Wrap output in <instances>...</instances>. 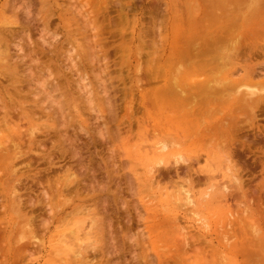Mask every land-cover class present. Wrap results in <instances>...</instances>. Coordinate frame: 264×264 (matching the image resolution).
<instances>
[{"label":"rangeland","instance_id":"1","mask_svg":"<svg viewBox=\"0 0 264 264\" xmlns=\"http://www.w3.org/2000/svg\"><path fill=\"white\" fill-rule=\"evenodd\" d=\"M58 1L59 4L63 5L64 9L70 8L67 6L68 4H73L75 7L78 6L77 2H74L73 0V2L70 0ZM86 1L90 2V4L95 7L104 8L98 15L99 29L96 26V31H101L100 41L103 44H107V56L109 55L107 59L111 61L107 60L110 64L109 68L111 67L109 69V75L112 76V79H110L108 84L112 83L114 85L113 87L111 84L110 93L112 94L111 97L114 102L113 106L116 107V114H114V116L112 115L114 122L109 123V126L105 125V121L108 120L106 118L110 117L108 116L109 106L103 102L102 104H94L93 106L87 105L81 91H78L75 87L77 75L75 73L73 75V72L66 70L71 66V64H69L70 61L67 60L68 56L77 57L76 49L81 51L80 46L85 48L87 44L81 35L80 37L79 35L76 37L75 22L71 21L66 23L65 26L62 23L59 24L57 17H53L51 19L53 24L48 30H45L43 24H37V29L33 30L31 33V38L33 37L32 40L34 42L32 40L29 41L26 36L24 37L25 33L24 35L23 33H20L19 40H12L10 43L9 41L11 40L5 41L0 37V61L3 60L8 53L5 51L6 47L8 50L10 48V50H12L11 53L15 54L13 45L15 43H21L24 39H27L25 40L26 42L21 43L23 44V47H31L32 50L37 51V54L40 53V55H37L39 56L38 59H40V62L48 64V70H52L53 73H56L59 69L62 71V74L65 72V76L68 78L71 77V79L74 76L73 80L75 81L71 80L72 82H75L73 83L74 85L72 89L74 97H77L79 100L78 102L64 103L63 110L65 116L62 115L63 118L55 113V108L57 107L56 104L54 106H45L46 109L43 110L37 109V106H33L34 101L44 97V94L42 93L41 88H39L40 85L37 84L39 82L35 83L37 85L34 84L35 89H33V91L36 90L38 95L42 93L40 96L35 93L31 94L26 92L22 94L25 95V97L18 96L19 98H16V101L20 100L24 102L22 106H7L12 119L10 123L18 130V133H10L9 131L11 130L6 125H4L6 126L4 127L5 130L2 131L4 128L1 123L4 121V112L1 111V109L4 106H1L0 102V125L2 128L0 130V155H4L3 153L6 151V147L9 149L11 148V140L21 144L20 138L25 142V144H22L21 146L26 150V144L29 140L28 136L30 130L33 128L31 126L42 128V131H44L37 133V138L35 139L37 144L34 146V151L29 152L26 150L27 153L24 156H20L21 158L19 157V160L14 161L13 159H10L7 161L6 165L0 163V264H64V261L60 260V258L66 260L69 258L63 255V249L60 247L61 245H59V243H61V239L65 233L67 235L69 234L70 228L72 227L71 223H73L74 219H81L79 217H84L81 214H79L80 216L77 215V217L72 213V208L70 206L68 208L64 205H69L70 198L73 199L77 205V203H80L77 202V195L80 196V194H82V197L87 195V193L84 195L83 191H80L81 193H79L80 188V190H83V187L85 189V185L83 186V184L86 183H83L82 181V178H84L82 177L83 173L79 172L80 169L77 167V158H74L73 156L74 154H81V156H84L82 158L88 159L86 160V162H88L90 155H93L94 158L96 156L95 154L108 158L112 153L115 155V159L113 160L114 163L116 160L117 164L115 165L118 169L112 167L111 170H114L113 172L117 173L119 166L120 168L122 166V170L120 169L122 172L117 173L120 174V177L115 174L113 182L111 181L110 187L112 194H101L100 189H98L99 192H97L99 194L96 192L95 194H92L93 196H89L91 204L89 206H91L92 209L94 208L92 206H95L96 211H100L99 209L103 205L100 201L102 195H104V199L106 198L107 201L111 199L112 202L110 201V203H112V205L110 206L109 202L107 205L111 208L113 206L114 209H112L113 211L115 210V215L118 213L117 219L119 220V225L116 224L118 221L115 220L116 216L113 215L114 212L111 211L110 213L113 215L112 222L114 221L113 223L116 224L115 226L118 225L116 227L117 230H120L121 227L122 231H117L115 228V230H112L114 227L113 224V227L110 229L115 236L113 235L111 240L113 233L111 236L109 235L111 232L108 230L109 224L107 227L97 223V225L101 227L96 226L94 231L99 230L97 231L99 234L96 236V239L100 240L99 246L101 248L98 250L95 257L96 261L94 260L93 262H98L97 264H150V260L154 259L158 264L159 261L156 259L158 257L159 260L161 259V264H264V108L262 109L264 104L261 106L249 107L251 105L248 103V100L251 98L264 100V36L261 35H264V0H140L134 6V10L130 12L131 14L128 23H126L125 20L122 22L118 20L115 0ZM238 1H240L241 4ZM6 2L7 0H0V29L7 30L13 28L12 30L17 29V31H20L21 29H19L20 27L17 26L16 22L21 19L23 20V14L26 11L24 10V8H26L25 4L23 1H18L16 4L18 10H12L8 9V7L4 8ZM32 2L30 11L34 18H36L42 10H45L42 11V13L56 11V8H44V6L47 5V0H43V2L42 0H32ZM103 2H107V5H103ZM225 2L226 4L224 8ZM212 3H214L215 7H213ZM218 3H223L222 6L219 5L221 6V9L223 8L222 10L220 7H216ZM105 11L109 13L104 19V15L102 14H105ZM68 16L71 17L72 13H69ZM246 18L248 20H246ZM5 24L6 26H4ZM68 25H70L69 29H67ZM123 28L124 30H121ZM202 28H204V30ZM223 28L225 29L223 30ZM40 30H44L43 32L47 35H43V32L41 33ZM54 33L58 36H53ZM88 34V36L91 37L90 39L95 40L96 37L93 31H89ZM73 35H75V37ZM215 37L216 40L218 39L217 41L215 39L213 40ZM260 37L261 39H259ZM20 38H22L23 41H20L22 40ZM75 38H77L78 41H76ZM199 38H203V42H200ZM222 40H225V42ZM238 40H244L247 47L244 46L243 48L248 51L249 49L253 50L254 54L251 55L252 57L247 54L249 52L245 54L240 52V58L237 57V53L240 49L237 45H240L241 43L240 41L238 43ZM47 41L51 42L50 44L55 43L59 45L64 52L72 47L74 51L72 52V55H70L71 53H69V55L62 54L58 63H50L49 59L51 57L50 52L52 46L50 47L51 49L45 47L48 43ZM70 41L73 45H71ZM210 41L220 42V45L224 44L223 46L228 45L224 48H219L221 46H219L218 43L216 49L211 53V58H208L210 61H208L205 56H201L202 53L199 49L200 46L199 48L196 47L201 43L204 49L205 46L209 45L205 42ZM41 42H45L43 48L42 45H40ZM226 42L227 44L225 45ZM229 43L231 45H229ZM50 44L48 43L49 46ZM193 45L196 46L193 47ZM4 46L6 47L3 48ZM25 47L23 53L29 54L30 51L28 52V48L25 49ZM66 47L68 49H66ZM222 49L223 51H221ZM98 50L99 49H97V51ZM3 53L6 55H2ZM23 53L21 52V54ZM45 54H49L48 56L50 57L48 58ZM97 54L98 62H96L95 67L92 69L87 68L88 79L93 86L97 85V78L95 79L96 76L93 75L97 72L100 73V65L101 68L104 67V63H102V61L101 63L99 62V53ZM223 54V58L227 55L226 58L228 57L231 61L229 59L224 60L227 62L223 64H226V66L222 69V64L220 63L223 60L217 61V59L222 58L221 56ZM42 55L45 56V59H43L44 57L41 58ZM195 56H201L200 63L203 64V67H197L192 70L193 62L196 59ZM41 59L43 61H41ZM211 62L212 65L217 66L212 72H210V69L204 68L206 64H211ZM0 64H2V62H0ZM217 64H219V67ZM57 66L60 68H56ZM64 66L66 68H63ZM52 71L48 72L52 73ZM253 71H255V77H252L251 75ZM5 76L6 75L0 74V81L4 84V87H7L6 85H9V82ZM207 80L210 81L212 87L217 86V84L220 83V88L228 82V88L224 94L219 95V93H216L218 101L215 99L204 101L202 100L203 95L195 96L198 99L199 105L200 103L202 104L200 106H216L215 111L204 110L202 114L194 112L190 113V115L188 113L185 114L184 112L177 111L176 113L178 114L173 116L174 113H172V108L174 106H178L179 108L181 106H186L180 99V96L183 95L181 94V91H185L188 95L192 96L190 93L193 92L194 95L196 92H199L197 90L198 85L206 83ZM60 81L62 82V80ZM42 83L43 82H40V84ZM111 87L113 88L111 89ZM93 89L97 90L96 87ZM219 92H221V90H219ZM142 94L148 96V102H145V105L147 104L146 106L153 110V115L151 114V116L148 115L147 111L140 107V102L142 101L141 96H143ZM251 94H254V97H252ZM131 95L132 97L134 96L133 106L136 112V119L127 110V106H130L128 102L132 99ZM222 96H226L228 100H231L228 101L229 105L228 103L226 104L225 101L227 100L225 99L224 101ZM2 97H6V100L9 99L4 94H2ZM63 99V97L61 99L59 98L58 101H63ZM46 101L45 105H49L50 101L47 99ZM156 106L166 108L164 113L167 118L170 119V117H173L172 124H168L163 116V130L160 129V125L156 121L158 118L156 112L159 109H157ZM230 106H234L232 107V111ZM138 107L142 109H139V112H137ZM49 108L51 109V114L47 115V111L50 110ZM27 111L35 112L36 114L32 122L27 119L24 120V115L27 114ZM51 117L53 118V121L52 119L50 120ZM61 120L63 123H68L64 126L66 127L65 131L64 127L62 128L60 125L55 126L54 130L52 129L53 127L50 129H44L46 126L59 124ZM196 123L198 124L199 134L198 132L193 131ZM230 124H234L236 132L237 127L240 125L237 136H239L238 139L240 138L241 140V145L244 146L241 147V145H239V147H236V145H233L230 149L234 153V156H236L234 159L237 161L239 171H241L239 174L242 175H240V180L244 183V185L242 184V188L245 191L246 197L240 192V197L244 199H239L246 205L241 202V209L240 205L238 208V204H240L238 203V195L236 197L237 203L236 199L232 197L221 200L218 197L211 203H207L208 205L205 203L204 206H198L193 209L190 206H184L186 209L182 207L185 209L183 210L180 208L183 201L181 202L178 197H173V199L169 198L171 191H173L172 187L174 185L171 187L173 183L170 184L164 180L165 183L162 182L159 189L157 186L154 187V190L149 188L151 176L148 172L150 165L153 167L155 164L153 161L155 159L156 151L158 148L162 147V145L159 147L158 145L160 143L164 144L166 140L170 141L171 139L168 133L174 134V132L178 130L176 127L178 126V128H181L180 131L185 137V140L187 139L186 147L189 151L184 153L191 156L189 160L197 163L194 166V163L191 162V164H193L192 167L196 168L194 169L198 171L201 177L200 183H203V186H199V188L202 189L195 190L197 198L203 196L205 193L210 194L211 192L209 191L212 189L211 187H214L212 186L213 184L216 185V189L214 190L213 188L211 190H214L212 194H216L217 190H221V192L224 191V193L228 195V193L233 191V185L236 184L237 186L239 182L235 179L237 182L234 184L235 180L231 179L232 175L228 173V168L224 169V167H227L228 165V163L224 164V162L227 160L226 154L229 153V142L234 140V134L232 135V133L234 132L236 136V132L235 130H231ZM43 125L46 126L44 127ZM79 125L82 127L83 132H81L82 130L79 132V129L75 130L80 127ZM90 125L91 127L93 125V127L91 128ZM104 125L109 127V130L111 129L110 133L114 136V138L111 139L112 142H106L109 136L106 131L107 128L105 130ZM72 127H74V129ZM59 128L60 130H58ZM100 128H102L101 131L103 130L102 133L105 135L106 139L104 138V141L106 144L101 141V138L103 137H100L98 133L99 131H97L100 130ZM90 130H92L93 133L95 132L94 135L97 138L92 135L93 133ZM86 131L88 132L87 134H90L91 136L88 135L85 137ZM96 132L98 134H96ZM70 136L71 138H69ZM75 137L80 139L79 143L77 139H74L75 141L73 140L74 143L77 141L79 147L72 145L73 141L72 143L68 142ZM95 138L96 140L99 138L98 142L101 141L104 147L108 145L107 147L109 150L107 151V147H102L100 145L101 142L98 143ZM92 140L93 145L91 143ZM248 140L250 141L249 144H252L251 142H256L255 145H253L254 143L250 145L249 150V144H246V141ZM81 141L84 143L82 144ZM182 141L183 140H180L177 144L181 145ZM234 144H236V142ZM246 145L247 147H245ZM39 146L43 149L41 150ZM99 146H101L100 149L95 150V148H98ZM79 148H81L82 151L79 150ZM235 148H238V150ZM83 151H85V153ZM96 151L97 153H95ZM72 152L74 153L72 154ZM70 155L73 156L71 157ZM99 158L100 157L98 156V158H96L97 160L95 159L97 164H101V162L98 163V160L101 161ZM171 158L172 157L168 160L171 163L170 166H172V163L174 162ZM28 162L31 165H28L29 168L27 167ZM51 162L53 165H51ZM114 163H112V166ZM164 165L165 163H163V166ZM102 166V169H105V165L102 164ZM170 166L169 168H171ZM77 170L78 172H76ZM97 170H99V168ZM164 170L165 167L161 171ZM104 171L105 170L98 172L102 174ZM208 172L215 175L213 176V179L208 180ZM99 173H97L100 177H98L99 180L101 179V181L107 183V181H105L107 176H104L105 180H103V175L106 174L103 173L101 176ZM36 175L38 177L41 176L40 178L46 175L50 176V184L53 185V187L57 186L55 188L52 187L53 190L55 191L58 188V183H60V189L63 190L62 194L58 192L53 194V190L50 191L51 199L49 200L52 202L54 199V203H57L56 206H54L55 211L53 212V215L52 213H48L47 210L45 211L47 212L46 214L43 213L44 206H42L43 209H41V205H38L40 201H43V196L41 194L42 187H38L39 184L37 183L39 181L36 180ZM72 175L73 178H75V175L78 177V181H74L75 183L77 182V186L76 184H73L75 186H72L70 183L72 190L76 189L75 187L78 188L73 190V192L75 191L74 198L72 190H68L69 184L67 183L68 185L65 186V183L69 180L70 176L72 177ZM123 175L128 176V179L130 178L133 192L130 191L132 192L131 194L124 188V191L127 194L125 197H122L120 202H117L118 190L117 187L115 188L113 186L114 183L116 185L118 180L122 181V183L125 182L124 178H122L124 177ZM115 179L118 180L116 181ZM78 182L80 185L83 183L82 186H80ZM55 183L56 185H54ZM225 183L228 185L227 187L232 188L228 193L226 185L225 189L221 187V185ZM154 184L156 185V183ZM245 186H247L246 189L244 188ZM65 187H67V189ZM236 189L238 191V186ZM251 191L253 195L251 194ZM30 194V197L34 198L31 202H36V204H33L35 208L32 207L33 205L31 202V204L29 203L30 206L32 205L31 207L27 204L29 202L28 199L31 200L29 197ZM172 194L174 195L173 192ZM249 194L250 196H248ZM211 196L213 197V195ZM206 198L208 199L210 196L208 195ZM121 202L125 204V210L122 209L124 205L122 206L123 203L121 204ZM26 204L28 206H26ZM206 206L207 208H203ZM245 206L248 208L247 211ZM134 207L135 209L137 208L136 210L139 213L138 216L140 218L137 217L138 219L136 218L137 215L134 212ZM36 209H38L37 212L39 211L38 214ZM123 210L124 212L126 211L125 213L128 211L127 215L130 214L133 217H131L132 220L130 221L133 227L130 225L129 228L132 227V229H128V231V221H126L127 215L125 217ZM33 211H35V213ZM189 211H191V213ZM248 212L249 214H247ZM42 214H44V216ZM192 214L200 215L198 217L196 216V219L193 220L195 217L192 216ZM37 216H41V218ZM42 217H44L43 221L49 220L50 217L67 218L66 223L67 225L69 224V227H62L63 223H61L60 227L62 228L56 229L53 227L49 231L42 228L43 226L40 224L41 229H39L38 225L40 222L42 223ZM104 217L106 218V216ZM101 218H103L102 215H100V219ZM89 219L90 218L87 217L83 229H85V226H89ZM127 219L130 220V216ZM138 220L140 224H135V221L137 222ZM121 221L127 222H124L125 225H127L125 230L122 229L125 225L124 223L121 224ZM201 223H204L203 226L205 225V227H208H206V229L205 227L203 228ZM233 225L234 228L232 230ZM254 225L256 228L253 230ZM248 227H251L252 230ZM256 229L259 230L256 231ZM62 232L64 233L62 234ZM257 232L260 236L256 234ZM229 234H231V240L229 239V241H231L229 242L230 244L226 243L228 241L227 238H230ZM133 235L134 237L132 240L131 237ZM126 236L129 237L127 238ZM253 236H256V238ZM37 239H39V242ZM225 239L227 240L225 241ZM111 243L112 245H109ZM117 245L118 247H116ZM107 247L108 249H106ZM112 247L114 248L112 249ZM110 250L112 251L111 257L109 255ZM113 250H117V252L115 251L117 254H114ZM179 258L181 262L179 261ZM197 261L199 263H197Z\"/></svg>","mask_w":264,"mask_h":264},{"label":"bare ground","instance_id":"2","mask_svg":"<svg viewBox=\"0 0 264 264\" xmlns=\"http://www.w3.org/2000/svg\"><path fill=\"white\" fill-rule=\"evenodd\" d=\"M18 1H23L24 2V4H25V7L26 8H24V10H26L25 12H24V14H23V20L21 19V20H19V21H17L16 22V24H17V26L18 27H20L19 29H21L20 31H17V29L15 30H12V29H7V30H2V29H0V37H2L5 41H9V40H11V41H9V43L10 42H12V40L13 41H17V39L20 37L19 36V34L20 33H23V35H24V33H25V35H24V37L26 36L27 37V39L29 40V41H31L32 40V38H31V33H32V31L33 30H35V29H37V24H43V26H44V28H45V30L47 29H50L49 27H51V25L53 24L52 23V21H51V19L53 18V17H57V19H58V21H59V24H63V25H65L66 26V23H69V22H75V25H76V31H75V35H76V37H77V35H79V37H80V35H81V37H83V39H85V42L87 43L86 44V47L85 48H82L83 46H80L81 47V51H79L78 49H76L77 50V57H72V56H68V61H70L69 62V64H71V66H70V68L69 69H66V70H68V71H71V72H73V75H74V73L77 75L76 76V85H75V87L77 88V90L78 91H81V94L83 95V98H85V103L87 104V105H90V106H93L94 104H102V102L104 103V104H106V105H108L109 107H108V111H109V114H108V116H110L109 118H106V119H108L107 121H105V125L106 126H109V123H112V122H114L113 121V116H114V114H116L115 113V110H116V107L115 106H113L114 105V102H113V100H112V97H111V93H110V86H111V84H108L109 82H110V79H112V76L111 75H109V69L111 68H109V66H110V64L108 63V61H110L109 59H107V57L109 56H107V53H108V50L106 49V46H107V44H103L101 41H100V38H101V31L100 30H97L96 31V26L98 27V15H99V13H100V11H102V9H104V8H98V7H95V6H93L92 4H90V2H88V1H86V0H83V1H78V0H73L74 2H77V4H78V6H74L73 4H68L67 6H69L70 8H65L64 9V7H63V5H61V4H59L58 2V0H51V1H48L47 0V5H43L44 6V8L45 7H47V8H56V11L55 12H51V13H49V12H45V13H42V11H45V10H42L41 11V13H39L38 15H37V17L36 18H34V17H32V15H31V11H30V7H31V4L33 3L32 2V0H7V2H6V4H5V7L4 8H7L8 7V9H14V10H18V7H16V4H17V2ZM70 1H72V0H70ZM72 1V2H73ZM84 1H86V2H84ZM140 0H115L114 2H115V4H116V12H117V16H118V20H120L121 22L122 21H124L125 20V22L126 23H128V21H129V16H130V12L132 11V10H134V6L139 2ZM232 1V0H231ZM241 1H243V0H241ZM13 2V3H12ZM42 2H43V0H42ZM235 2V1H234ZM239 3H240V1H238ZM52 3V4H51ZM213 4V7H215L214 6V3H212ZM217 4V3H216ZM222 4L223 3H218V5L216 6L217 8H219L220 7V9H221V6H222ZM225 4H226V2L224 3V8H225ZM231 4V3H230ZM241 4V3H240ZM53 5V6H52ZM103 5H107V2H103ZM219 5H221V6H219ZM22 7V6H21ZM223 9V8H222ZM221 9V10H222ZM10 13H11V11H10ZM69 13H72V16L71 17H69L68 16V14ZM108 13L109 12H107V11H105V14H102V15H104V19H105V17H106V15H108ZM253 15V14H252ZM35 16V15H34ZM260 18V17H259ZM246 20H248L247 18H246ZM54 22V21H53ZM9 24V23H8ZM4 26H6V24L4 25ZM15 26V25H14ZM13 26V27H14ZM261 26V25H260ZM8 27V26H7ZM69 27H70V25H68V28L67 29H69ZM43 28V27H42ZM43 28V29H44ZM66 29V30H67ZM98 29H99V27H98ZM203 30H204V28H202ZM225 28H223V30H224ZM42 30V29H41ZM40 30V32L42 33L43 31H41ZM121 30H124V28L123 29H121ZM200 30V29H199ZM89 31H93L94 33H95V37H93V38H95V40L93 41L92 39H90L91 37H89L88 35V33H89ZM206 31V30H205ZM73 32H74V30H73ZM123 32V31H122ZM40 33V34H41ZM225 33V32H224ZM45 34V36L47 35L46 33H44L43 32V35ZM42 35V34H41ZM75 35H73L74 37H75ZM262 36H264L263 34H261ZM53 36H58V35H55V33H54V35ZM52 36V37H53ZM222 36V35H221ZM40 37H43V36H40ZM73 37V38H74ZM219 37V36H218ZM224 37V36H223ZM223 37H222V39H223ZM229 37V36H228ZM29 38H31V39H29ZM54 38V37H53ZM57 38V37H56ZM69 38V37H68ZM221 38V37H220ZM227 38V37H226ZM246 38H247V36H246ZM20 39H22V38H20ZM27 39H24V41H23V39L22 40H20V41H23V42H21V43H24V42H26L25 40H27ZM45 39V38H44ZM43 39V40H44ZM70 39V38H69ZM216 40V37L215 38H213V40ZM259 39H261V37L259 38ZM19 40V39H18ZM42 40V39H41ZM75 40L76 41H78V39L77 38H75ZM97 40V41H96ZM199 40H200V42H203V38H199ZM198 40V41H199ZM218 40V39H217ZM216 40V41H217ZM228 40V39H227ZM251 40H253V39H251ZM33 41V40H32ZM45 41V40H44ZM53 41V40H52ZM72 41V40H71ZM71 41H70V43H71ZM222 41H224L225 42V40H222ZM237 41V40H236ZM239 41L240 40H238V43H239ZM34 42V41H33ZM43 42V41H42ZM41 42V44L40 45H42V48L44 47L43 45H45L44 43H42ZM48 42V41H47ZM66 42V41H65ZM64 42V43H65ZM68 42V41H67ZM75 42V41H74ZM220 42H221V40H220ZM220 42H213V41H210V42H205V43H208L209 45L208 46H205V48L203 49V45H201V43H199V45H197V47L196 48H199V46H200V50H201V56L202 57H206V59L208 60V61H210L208 58H211L210 56H211V53H212V51L214 50V49H216V46H218V43H219V46H221V47H219V48H224V47H226L228 44H227V42L225 43V45L226 46H223L224 44H221L220 45ZM241 43H240V45L238 44L237 45V47H240V49H239V51H238V53H237V57H239V56H241V55H239L240 54V52H243L244 54L245 53H247V52H249V53H247L249 56H251V55H253L254 54V52H253V50H250L249 48V51L248 50H246L245 48H243L244 46L245 47H247V45H245V43H244V40H242V41H240ZM21 43H15L14 45H13V47H14V53L15 54H13V53H11L12 52V50H10V48H9V50H8V48L6 47V46H4L3 48H5L6 47V49H5V51L6 52H8L7 53V55L6 54H2V55H6L4 58H3V60H1L0 62H2V64H0V74L1 75H6L5 77L7 78V80H8V82H9V85H6L7 87H4V84L0 81V102H1V106H4L2 109H1V111H3L4 112V121H2L3 123H1V121H0V123L1 124H3V128L4 127H9V129L11 130V131H9L10 133H18V130L17 129H15V127L14 126H12V124L10 123V121H12V119H11V114H10V111H9V109H8V107L7 106H22V104L24 103V102H22V101H16L17 99L16 98H19L20 96H24L25 97V95H22V94H24V93H26V92H29V93H35L36 95H38V93L36 92V90H34L33 91V89H35V87H34V84L35 83H37V82H39V83H37L38 85H40L39 86V88H41V90H42V93L44 94V97H42V98H40V99H36V101H34V105L33 106H37L38 108L37 109H46L45 108V106H54L55 104L57 105V107L55 108V113H57L60 117H62V115H64L65 116V114H64V110H63V107H64V103L65 102H70V103H73V102H78L79 100L77 99V97H74V92H73V89H72V87H73V83H75V82H72L71 80H73L74 78V76L72 77V79H71V77L70 78H68V77H66L65 76V72H64V74H62V71H60L59 69V71L57 70V72L54 74L53 73V71L52 70H48L49 69V66H48V64H45V63H43V62H40V59H38V57L39 56H37L38 54L40 55V53H38L37 54V51L36 50H32V48L31 47H25V49L26 48H28L27 49V51L29 52V54H27V53H23L24 52V47H23V44H21ZM36 43V42H35ZM49 44L51 43V42H48ZM48 43H47V45H45V47H48L49 49H51L52 48V50H51V57L50 56H48L49 54H45V56H48V58L50 57V63H58L59 62V58L62 56V54L64 55H69V53H71L70 55H72V52L74 51V49H73V47L71 48V49H69L68 51L66 50V52H64V51H62V47H60L59 45H57V44H55V43H53V44H50V46L48 45ZM69 43V44H70ZM79 43V42H78ZM91 43V44H90ZM5 44V43H4ZM68 44V43H67ZM203 44V43H202ZM234 44V43H233ZM236 44H237V42H236ZM5 45H7V44H5ZM39 45V46H40ZM71 45H73V43H71ZM158 45V44H157ZM229 45H231L230 43H229ZM235 45V44H234ZM10 46H11V44H10ZM29 46H32V45H29ZM52 46V47H51ZM196 45H193V47H195ZM263 46V45H262ZM51 47V48H50ZM159 47V46H158ZM235 47V46H234ZM233 47V48H234ZM31 48V49H30ZM48 48H46V49H48ZM156 48H157V46H156ZM155 48V49H156ZM251 48V47H250ZM35 49H36V47H35ZM38 49V48H37ZM45 49V50H46ZM48 49V50H49ZM66 49H68L67 47H66ZM97 49H99L98 51H97ZM123 49V48H122ZM122 49H121V51H122ZM218 49V48H217ZM227 49V48H226ZM261 49V48H260ZM228 50H230V49H228ZM234 50V49H233ZM262 50V49H261ZM17 51V52H16ZM41 51V50H40ZM152 51V50H151ZM150 51V52H151ZM221 51H223V49L221 50ZM224 51L226 52V50L224 49ZM5 52V53H6ZM18 52H20V53H18ZM21 52L23 53V54H21ZM42 52V51H41ZM82 52V53H81ZM97 53H99V55H100V57H99V62L101 63V61H102V63H104V67L103 68H101V65H100V73L99 72H97V73H99V74H97L96 72V74H94L93 76H96L95 77V79L97 80V85L96 86H93L92 85V83L89 81V79H88V73H87V68H90V69H92V68H94L95 67V64H96V62H98V54ZM224 53V52H223ZM259 53V52H258ZM34 54V55H33ZM43 54V53H42ZM156 54V53H155ZM225 54V53H224ZM224 54L221 56L222 58H220V59H217V61H221V60H223L220 64H222L221 66H222V69L224 68V66H226V64L225 65H223L225 62H227V61H224V60H227V59H229L228 57L226 58V56H225V58H223V56H224ZM228 54V53H227ZM1 55V56H2ZM262 55V54H261ZM45 56H41V58H43V59H45ZM201 56H195V61L193 62V68H191L192 70H194V68H197V67H203V64H201L200 62V57ZM228 56H230V55H228ZM256 56V55H255ZM37 57V58H36ZM252 57V56H251ZM260 57V56H259ZM240 58V57H239ZM247 58H249V57H247ZM2 59V58H1ZM78 59H79V61H78ZM234 59V58H233ZM254 59V58H253ZM66 60V61H67ZM108 60V61H107ZM230 60V59H229ZM41 61H43L42 59H41ZM231 61V60H230ZM235 61H237V60H235ZM247 61V60H246ZM37 62H39V63H37ZM45 62V61H44ZM47 62V61H46ZM111 62V61H110ZM48 63V62H47ZM232 63V62H231ZM69 64H68V66H69ZM99 64V63H98ZM233 64V63H232ZM218 65V67H219V64H217ZM263 65V64H262ZM262 65H261V67H262ZM55 66V65H54ZM62 67V66H61ZM215 67H217V66H214V65H212V62H211V64H206L205 66H204V68H206V69H210V72H212L214 69H215ZM56 68H60V67H56ZM63 68H66L65 66L63 67ZM68 68V67H67ZM65 70V69H64ZM65 70V71H66ZM99 70V69H98ZM48 71H52V73L51 72H48ZM67 73V72H66ZM263 73V72H262ZM92 74V73H91ZM259 74V73H258ZM257 74V75H258ZM72 75V74H71ZM159 75V74H158ZM251 75H252V77H255V71H253L252 73H251ZM256 75V76H257ZM78 78V79H77ZM57 79V80H56ZM94 79V78H93ZM94 79V80H95ZM60 80H62V82L60 81ZM73 81H75V80H73ZM40 82H43L42 84H40ZM93 82V81H92ZM96 83V82H95ZM37 84H35V85H37ZM220 84V83H219ZM219 84H217V86H214V87H212L211 85H210V81L209 80H207L206 81V83H204V84H199L198 85V87H197V90L199 91V92H202V93H199V92H196L194 95H193V92H191L190 94L192 95V96H190V95H188L185 91H181V94H183V95H181L180 96V99L183 101V103L186 105V106H181L180 108L178 107V106H174L173 108H172V113H174L173 114V116L175 115V114H178V113H176L177 111H180V112H184L185 114L186 113H188L189 115H190V113H194V112H198V113H201L202 114V112L204 111V110H210V111H215V108H216V106H200V105H202L201 103H200V105H199V103H198V99H197V97H195V96H197V95H203L202 96V100H204V101H208V100H213V99H215L216 101H218L217 100V98L218 97H216V93H219V95H222V94H224L225 92H226V90H227V88H228V82L226 83V85H222L221 87L222 88H220L219 87ZM223 84H225V83H223ZM113 85V84H112ZM176 85V84H175ZM221 85V84H220ZM94 87H96L97 88V90H94L93 88ZM113 87H114V85H113ZM113 87H111V89L113 88ZM216 87V88H215ZM9 88V89H8ZM217 88H219V89H217ZM219 90H221V92H219ZM41 93V94H42ZM2 94H4L5 96H7V98H9L8 100H6L5 98H3L2 97ZM41 94H39L38 96H40ZM143 95V94H142ZM19 96V97H18ZM137 96V95H136ZM251 96L252 97H254V94H251ZM21 97V98H22ZM27 97V96H26ZM64 98L63 99V101H58V99L60 98ZM134 97V96H133ZM133 97H132V95H131V101L130 102H128L129 104H130V106H127L128 108H127V110L130 112V114L132 115V116H134V118H135V108H134V106H133ZM142 98H141V102H140V107H142V109H144L145 111H147V113H148V115H150L151 116V114L153 115V110L152 109H149L146 105H145V102H148L147 100V95H143V96H141ZM223 97V100L225 101V99L227 100V101H225L226 102V104L228 103V101H231V100H228L227 99V97L226 96H222ZM56 98V99H55ZM46 99L47 100H49L50 101V103H51V105H50V103H49V105H45V103L47 102L46 101ZM222 99V98H221ZM123 100V99H122ZM150 100V99H149ZM220 100V99H219ZM117 101V100H116ZM192 101H193V103H192ZM264 100H262V99H258V98H256V99H254V98H251V99H249L248 100V103L251 105V106H249V107H252V106H261V105H263L264 104V102H263ZM116 103V102H115ZM197 103V104H196ZM33 104V103H32ZM61 104V105H60ZM135 104V103H134ZM138 104V103H137ZM136 105V104H135ZM139 105V104H138ZM189 105H191V106H189ZM195 105H199V106H195ZM228 105H229V103H228ZM32 106V105H31ZM231 107V111H232V107H234V106H230ZM240 107H243V106H240ZM34 108H36V107H34ZM50 108H54V107H50ZM49 108V109H50ZM156 108L158 109V111L156 112V116L158 117L157 119H156V121H157V123L160 125V129L161 130H163L164 128H163V126H164V124H163V121H164V119H163V116L165 117V119L167 120V123L168 124H172V122H173V120H172V118L173 117H170V119L169 118H167V116L165 115V113H164V111H166V108L165 107H157L156 106ZM264 107L262 106V109H263ZM139 107H138V109H137V112H139ZM142 109H140V110H142ZM220 109V108H219ZM47 115H50L51 114V109L49 110V111H47ZM208 114V113H207ZM214 114H215V112H214ZM220 114H221V110H220ZM254 114V113H253ZM35 112H28L27 111V114H25L24 115V120H28V121H30V122H32L33 121V119L35 118ZM113 115V116H112ZM205 115H206V113H205ZM216 115H218V114H216ZM117 116V115H116ZM213 117V116H212ZM247 117V116H246ZM13 118V117H12ZM63 118V117H62ZM133 118V119H134ZM214 118V117H213ZM52 119V121H53V118L51 117L50 118V120ZM105 119V120H106ZM136 119V118H135ZM2 120H3V118H2ZM219 120V119H218ZM247 120V119H246ZM62 121V120H61ZM59 122V124H57V125H55V124H52V125H49V126H44L45 128L44 129H50L51 127H53L52 129L54 130L55 128V126H58V125H60L62 128L66 125V124H68L67 122H64L63 123V121L62 122ZM51 122V121H50ZM86 123V122H85ZM4 125H6V126H4ZM104 125V126H105ZM112 125V124H111ZM80 126V125H79ZM105 126V130H106V128H107V134H108V136H109V138L107 139V141L106 142H112L111 141V139L112 138H114V136L113 135H111V133H110V131H111V129L109 130V127H106ZM31 127H33L31 130H30V133H29V136H28V138H29V140H28V142H27V144H26V150L27 151H29V152H31V151H34V146L37 144L36 143V136H37V133L38 132H44V131H42V128H36V127H34V126H31ZM42 127V126H41ZM81 127V126H80ZM80 127H78V128H76L75 130H78L79 132H80V130H82V127L80 128ZM87 127V126H86ZM90 127H91V125H90ZM92 127H93V125H92ZM91 127V128H92ZM97 127H99V126H97ZM103 127V126H102ZM177 127V131L176 132H174V134H170V133H168L169 134V136H170V141H165L164 142V144H159L158 145V147L160 146V145H162V147H160V148H158L157 149V151H156V154H155V159H154V161L153 162H155V164L153 165V167H152V165H150V169H149V172L148 173H150V176H151V179H150V184H149V188L151 189V190H154L155 188L154 187H156L157 186V188L159 189L160 187V184L162 183V182H164V180H166L168 183H173L172 185H171V187H172V190L173 191H171V195H170V197L169 198H172L173 199V197H175V198H179L180 200H181V202L183 201V204L181 205V207H180V205H179V207L180 208H182V207H184V206H190V207H192V209L193 208H195V207H198V206H204L205 205V203L207 204V203H211L212 201H214V199L215 198H218L219 197V199L221 200V199H227L228 197H232V198H235L236 199V197L238 198V200L240 201V199L242 198V197H240L241 195H240V192H241V194L243 193V196L244 197H246V194H245V191L243 190V188H242V186L244 185V183H242L241 182V180H240V175L241 174H239V172L241 173V171H239V166H238V164H237V161H235V159H234V157L236 158V156H234V153L230 150L231 149V147H233V145H236V147L238 146L239 147V145H241V140H240V138L238 139V137L239 136H237L238 135V129H239V127H240V125L237 127V132H236V130H235V128H234V124H230V128H231V130H235V132H236V136H235V133L233 132L232 133V135H233V139L234 140H231L230 142H229V146H228V149H229V155L228 154H226V156H227V160H226V162H224V164H227L228 163V165H227V167H224V169H226V168H228L227 169V171H228V173L229 174H231L232 175V178L231 179H236L237 181H239L238 182V184H237V186H238V191H237V186H236V180L234 181V184L235 185H233V191H231L232 190V188H230V187H227L228 185H226V183L225 184H222L221 185V187L222 188H224L225 189V185H226V187L228 188L227 189V193H228V191L230 192V193H228V195L227 194H225L224 193V191L223 192H221V190H217V193L216 194H212L213 192H214V190L216 189V185H212V186H214V187H211L212 189L214 188V190L213 191H209V192H211L210 194H208V193H205L203 196H201V197H199V198H197V196H196V189H202V188H199V186H203V183H200V180H201V177H200V175H199V173H198V171L197 170H195L193 167H192V165L193 164H191V162L192 163H194V166H195V164H197V163H195L194 161H192V160H189V158L191 157V156H189V155H187L186 153H184V152H188L189 150H188V148L186 147V143H187V139L185 140V137L181 134V128H178V126H176ZM242 127V126H241ZM73 129H74V127H72ZM89 128V127H88ZM90 128V129H91ZM2 128H1V125H0V130H1ZM43 129V130H44ZM65 129H66V127H64V131H65ZM72 129V130H73ZM101 129L102 128H100V130H97V131H99L98 133H99V135H100V137H103V138H101V141H103V143L104 144H106V142L104 141L106 138H105V135L102 133L103 132V130L101 131ZM242 129V128H241ZM3 130H5V128L4 129H2V131ZM58 130H60V128L58 129ZM93 130V129H92ZM92 130H90L92 133H93V131ZM243 130V129H242ZM7 131V130H6ZM96 131V130H95ZM193 131H196V132H198V134H199V128H198V124L196 123L195 124V128H193ZM240 131V130H239ZM5 132V131H4ZM81 132H83V130L81 131ZM3 133V132H2ZM74 133H76V132H74ZM86 133V134H85ZM85 133H83V134H85L86 136L85 137H87L88 135H90V134H87L88 132L86 131ZM95 133V132H94ZM94 133L92 134L94 137H96L95 135H94ZM97 132H96V134H98ZM177 133V134H176ZM59 134H61V133H59ZM65 134V133H64ZM157 134V133H156ZM116 135V134H115ZM62 136H64V135H62ZM67 136V135H66ZM91 136V135H90ZM98 136V135H97ZM107 136V137H108ZM262 136V135H261ZM6 137H7V135H6ZM93 137V138H94ZM69 138H71V136L69 137ZM97 138V137H96ZM96 138H95V140H96ZM105 138V139H104ZM237 138V139H236ZM68 139V138H67ZM74 139H77L76 137L75 138H72V139H70V141H68V142H70V143H72V141L74 140ZM99 139V138H98ZM98 139L96 140L97 142H98ZM103 139V140H102ZM175 139V140H174ZM242 139V138H241ZM20 140H21V144L20 143H16L14 140H11L10 141V145H11V148L9 149L8 147H6L7 149H6V151L3 153L4 155H0V163H2L3 165H6V163H7V161L8 160H10V159H13L14 161L15 160H19L21 157L20 156H24L27 152H26V150H24V147H22L21 145L22 144H25V142H23V139L22 138H20ZM78 140V143L80 142L79 140L80 139H77ZM108 140H110V141H108ZM180 140H183L182 142H181V145L180 144H177V142H180ZM244 140V139H243ZM246 140V139H245ZM7 141V140H6ZM5 141V142H6ZM75 141V140H74ZM74 141H73V143H72V145H76V146H78V143H77V141H76V143H74ZM101 141H99V142H101ZM189 141V140H188ZM95 142V141H94ZM97 142H95V143H97ZM98 142V143H99ZM170 142V143H169ZM236 142V144H234ZM238 142V143H237ZM247 142V143H246ZM245 143L248 145L249 143H250V141L248 140V141H246ZM52 143H53V141H52ZM81 143L83 144L84 142H82L81 141ZM80 143V144H81ZM92 145H93V140H92ZM94 143V144H95ZM102 142H101V146L102 147H104V145H102L103 144ZM253 145H255V143L256 142H251ZM0 144H1V142H0ZM108 144V143H107ZM252 144H249V147H248V150H249V148H250V145H252ZM91 145V144H90ZM91 145V146H92ZM247 145L245 146V147H247ZM259 145H260V143H259ZM81 146V145H80ZM101 146H99L98 148L96 147L95 148V150H98V149H100V147ZM108 146V145H107ZM107 146H105V147H107ZM257 146V145H256ZM38 147V146H37ZM40 148H41V146H39ZM46 147V146H45ZM79 147V146H78ZM88 147V146H87ZM104 147V148H105ZM219 147V146H218ZM222 147V146H221ZM224 147H225V145H224ZM241 147H244L243 145H241ZM60 148V147H59ZM72 148V147H71ZM76 148V147H75ZM74 148V149H75ZM93 148V147H92ZM253 148V147H252ZM251 148V149H252ZM43 148H41V150H42ZM67 149V148H66ZM77 149V148H76ZM84 149V148H83ZM87 149V148H86ZM86 149H85V151H86ZM89 149V148H88ZM224 149V148H223ZM236 149V148H235ZM246 149V148H245ZM72 150V149H71ZM78 150V149H77ZM79 150H81V148H79ZM109 149H108V147H107V151H108ZM236 150H238V148L236 149ZM235 150V151H236ZM60 151V150H59ZM65 151V150H64ZM63 151V152H64ZM67 151V150H66ZM82 151V150H81ZM85 151H83L84 153H85ZM106 151V150H105ZM62 152V151H61ZM114 152V151H113ZM74 152H72V154H73ZM95 153H97V151L95 152ZM1 154V153H0ZM71 154V153H70ZM94 154V153H93ZM186 154V155H185ZM236 154V153H235ZM246 154V153H245ZM19 155V156H18ZM96 156H95V158L93 157V155H90L89 156V161L88 162H86V160H88V159H85V158H82V157H84V156H81V154L79 155V154H74V158H77V167L80 169V173H83L82 175V177H84V178H82V181H83V183H86V184H83L82 182V184H83V186L85 185V189H84V187H83V190H80L79 189V193H81L82 191L84 192L83 194L85 195L86 193H87V195L85 196V197H82V194H80V196L79 195H77V202H80V203H77V205L75 204V201L73 200V199H71L70 198V200H69V205H64V206H66V207H68L69 208V206L72 208V213H74V215H79V214H81V215H83L84 217H79V218H81V219H78V218H76V219H78V220H76V219H74V221H73V223H71V225H72V227L70 228V231H69V234L67 235L66 233L63 235V237H62V239H61V243H59V245H61L60 247L63 249L62 250V252H63V255L64 256H66V257H68L69 259H64V258H60V260H62V261H64V264H97L98 262H93L94 260L96 261V255H97V253H98V250H100V246H99V243H100V240H98V239H96V236L99 234L97 231H99V230H97V231H94V229H95V227L96 226H98L97 225V223L98 224H100V225H104V226H107L108 224V230H109V232L111 231V229L110 228H112L113 227V222H112V216L113 215H115V210L113 211V206H112V208L111 207H108V202L110 203V201H111V199H109V201H107V199L105 200L104 199V195H102V197H101V199H100V201L102 202V207H100V211H96V208H95V206H92V207H94L93 209L91 208V206H89V205H91L90 204V200H89V196L91 197V196H93L92 194L94 193H96L97 191H98V189H100V192H101V194H104V193H110V194H112V192H111V187H110V185H111V181L113 182V178H114V176H115V174H117L118 172L120 173V172H122L121 170H122V166H121V168H120V166H119V170L117 171V173H115V172H113L112 170H111V168L112 167H115V168H117L118 169V167H116V165L115 164H117L116 163V160H115V163H114V160L113 159H115L114 158V154L112 153V155L110 154V156L107 158H105L104 156H102V155H97V154H95ZM109 155V154H108ZM237 155V154H236ZM71 156V155H70ZM71 156V157H72ZM98 156L100 157L99 159H101V161H99L98 160V163L99 162H101V164H97L96 163V161H95V159L96 158H98ZM20 157V158H19ZM170 157H172L171 159H173V165L172 166H170V162L168 161L169 159H170ZM167 159V160H166ZM97 160V159H96ZM54 161V160H53ZM52 161V162H53ZM73 161V160H72ZM219 161V160H218ZM51 162V165H53V163ZM112 163H114L113 164V166H112ZM163 163H165V165L163 166ZM239 163V162H238ZM32 164V163H31ZM97 164V165H96ZM102 164L103 165H105V169H102L103 168V166H102ZM28 165H30V163L28 162V164H27V167H28ZM101 165V166H100ZM200 165V164H199ZM31 166V165H30ZM98 166V167H97ZM161 166H163V167H161ZM169 166L172 168H169ZM101 167V168H100ZM126 167V166H125ZM161 167V168H160ZM165 167V170L164 171H161L163 168ZM221 167V166H220ZM14 168H15V166H14ZM29 168V167H28ZM65 168V167H64ZM76 168V167H75ZM78 168H76V169H78ZM99 168V170H97ZM241 168V167H240ZM73 169H74V167H73ZM215 169V168H214ZM63 170V169H62ZM66 170V169H65ZM69 170V169H68ZM75 170V169H74ZM102 170H105L103 173H105L106 175H103V173L101 174V173H99L98 171H102ZM147 171H148V169H147ZM210 171V170H209ZM214 171V170H213ZM226 171V172H227ZM61 172V171H60ZM67 172V171H66ZM76 172H78V170L76 171ZM162 172V173H161ZM200 172V171H199ZM204 172V171H203ZM50 173V172H49ZM74 173V172H73ZM97 173H99V174H101V176L103 175V180H105L104 178L106 177V180L105 181H107V183H104V181H101V179L99 180V175H97ZM174 173V174H173ZM205 173V172H204ZM209 173V172H208ZM207 173V174H208ZM227 173V174H228ZM23 175V174H22ZM80 175V174H79ZM113 175V176H112ZM119 177H120V174H117ZM116 175V176H117ZM121 175H122V173H121ZM37 176V175H36ZM105 176V177H104ZM124 176V175H123ZM213 176H215V175H212V173L210 174H208L207 175V177H208V180L210 179H213ZM242 176V175H241ZM41 177V176H40ZM40 177H38L37 176V181H39L37 184H39V186L38 187H42V189H41V194H42V196H43V201H40L39 203H38V205H41V209H43L42 208V206H44V211H43V213H47V212H45L46 210L48 211V213H52V215H53V212L55 211V207L54 206H56V202L54 203V199L52 200V202H51V200H49V199H51V194H50V191L51 190H53V188H55V187H57V186H54L53 187V185H51L50 183H51V177L50 176H42V178H40ZM45 177V178H44ZM58 177V176H57ZM99 177V178H98ZM231 177V176H230ZM40 178V179H39ZM53 178V177H52ZM76 178V179H75ZM75 178H73V175H72V177L70 176L69 177V182L67 181L66 183H65V186H67L68 184H69V188H68V190L70 189V190H72L71 189V186H70V183H71V185L72 186H75V185H73V184H76V186H77V182L75 183L74 181H78V177H76V175H75ZM102 178V177H101ZM122 178H124V183H122V181H120V180H116L117 182H116V185H115V183H114V186L113 187H117V202H120V200H122V197H125V195L127 194L125 191H124V188L125 189H127V192H130V191H132L133 192V189H132V187H131V183H130V178L128 179V176H124V177H122ZM71 179V180H70ZM108 179H109V182H108ZM205 179H206V177H205ZM114 180V181H115ZM121 180H123V179H121ZM207 180V181H208ZM36 181V182H37ZM43 181H44V183H43ZM54 181V180H53ZM154 181V182H153ZM45 182H46V185H45ZM143 182V181H142ZM211 182H213V181H211ZM244 182V181H243ZM68 183V184H67ZM79 183V182H78ZM154 183H156V185L154 184ZM165 183V182H164ZM43 184V185H42ZM59 184V186H58V188L54 191H52V192H54L53 194H56V192H58V193H61L62 194V192H63V190H61L60 189V183H58ZM82 184L80 185V183H79V185L80 186H82ZM243 184V185H242ZM54 185H56V183L54 184ZM164 185V184H163ZM223 185H224V187H223ZM23 186V185H22ZM79 186V187H80ZM125 186V187H124ZM235 186V187H234ZM37 187V188H38ZM53 187V188H52ZM143 187V186H142ZM197 187V188H196ZM220 187V186H219ZM246 187L247 186H245L244 188L246 189ZM24 188H25V185H24ZM66 189H67V187H65ZM65 188H64V190H65ZM73 188V187H72ZM76 189H78L77 187H75ZM131 188V189H130ZM229 188H230V190H229ZM234 188H235V190H234ZM29 189V188H28ZM76 189H73V190H76ZM157 189V190H158ZM32 190V189H31ZM67 190V191H68ZM73 190H72V192H73ZM86 192H85V191ZM88 190V191H87ZM207 190V189H206ZM249 190V189H248ZM17 191V190H16ZM15 191V192H16ZM81 191V192H80ZM234 191H235V195H234ZM237 191V192H236ZM71 192V193H72ZM75 192V191H74ZM72 193L74 196H73V198L75 197V193ZM78 192V191H77ZM99 192V191H98ZM97 192V193H98ZM124 192H125V194H124ZM132 192H130L131 194H132ZM145 192V191H144ZM172 192L174 193V195L172 194ZM225 192H226V190H225ZM239 192V193H238ZM254 192V191H253ZM198 193V192H197ZM99 194V193H98ZM109 194V195H110ZM113 194H115V193H113ZM124 194V195H123ZM129 194V193H128ZM130 194V195H131ZM251 194H252V191H251ZM255 194V193H254ZM28 195V194H27ZM83 195V196H84ZM210 196V198H206V196ZM211 195H213V197L211 196ZM253 195V194H252ZM251 195V196H252ZM31 196V194L29 195V197ZM34 196V195H33ZM36 196V195H35ZM42 196H41V198H42ZM200 196V195H199ZM248 196H250V194L248 195ZM17 197V196H16ZM24 197V196H23ZM23 197H21V198H23ZM28 197V198H29ZM55 197V196H54ZM53 197V198H54ZM115 197V196H114ZM151 197V196H150ZM19 198V197H18ZM17 198V199H18ZM31 198V197H30ZM41 198H39V199H41ZM109 198V197H108ZM153 198V197H152ZM240 198V199H239ZM249 198V197H248ZM33 197L31 198V200L30 199H28L29 200V202L27 203V204H29L31 201H33ZM38 199V200H39ZM115 199V198H114ZM242 199H244V198H242ZM257 199H258V195H257ZM16 200V199H15ZM125 200V199H124ZM171 200V199H170ZM37 201V200H36ZM115 201V200H114ZM143 201V200H142ZM172 201H174V200H172ZM216 201V200H215ZM238 201V203H240V204H238V208H239V205H240V209H241V205L242 204H245V203H243L242 201H240L239 202ZM17 202H18V200H17ZM96 202V201H95ZM94 202V203H95ZM112 202V201H111ZM241 202H242V204H241ZM32 203V202H31ZM30 203V204H31ZM123 202H121V204H122ZM236 203H237V199H236ZM26 204V206H28ZM30 204H29V207H31L33 204H36V202H33L32 203V205L30 206ZM146 204V203H145ZM174 204V203H173ZM179 204V203H178ZM94 205V204H93ZM107 205V206H106ZM110 206L112 205V203H110L109 204ZM124 205V206H123ZM136 205V204H135ZM149 205H151V204H149ZM208 205V204H207ZM246 205V204H245ZM97 206V205H96ZM122 209H124L125 210V208L124 207H126L125 206V204L123 203L122 204ZM133 206V205H132ZM32 207H34L35 208V206L33 205ZM90 207V208H89ZM98 207V206H97ZM146 207V206H145ZM173 207V206H172ZM175 207V206H174ZM186 207H184L185 209H186ZM50 208V209H49ZM99 208V207H98ZM109 208H110V211H109ZM203 208H207V206L206 207H203ZM247 207L245 206V209H246ZM39 209H40V207H39ZM41 209H40V211H41ZM63 209H64V207H63ZM121 209V208H120ZM134 209H135V207H134ZM134 209H133V211H134ZM137 209V208H136ZM135 209V213H136V218L138 217V218H140L139 216H138V212H137V210ZM183 209V208H182ZM185 209H183V210H185ZM199 209V208H198ZM31 210V209H30ZM34 210V209H33ZM37 210L38 209H36V212H37ZM124 210H123V212H124ZM129 210V209H128ZM165 210V209H164ZM177 210V209H176ZM189 210H191V209H189ZM248 210V208L246 209V211ZM60 211V210H59ZM58 211V212H59ZM74 211V212H73ZM114 212V214L112 215V213H110V212ZM166 211V210H165ZM34 213H35V211H33ZM39 212V211H38ZM38 212H37V214H38ZM63 212H64V210H63ZM126 212V211H125ZM124 212V214H125V217H126V215L128 214V211H127V213H125ZM168 212V211H167ZM190 213H191V211H189ZM61 213H62V211H61ZM63 214V213H62ZM68 214V213H67ZM66 214V215H67ZM177 214V213H176ZM247 214H249V212L247 213ZM43 216H44V214H42ZM66 215H64V216H66ZM73 215V216H74ZM100 215H102L103 216V218H101L100 219ZM200 215V214H199ZM198 214H192V216H194L193 218V220H195L196 219V216L198 217L199 216ZM51 216V215H50ZM68 216V215H67ZM80 216V215H79ZM104 216H106V218L104 217ZM116 216V218H115V220H117L118 222H116V224H118L119 225V220L117 219V216H118V213H117V215H115ZM129 216H130V220H128L127 218H129ZM37 217H40L41 218V216H37ZM36 217V218H37ZM71 217V216H70ZM78 217V216H77ZM87 217H89L90 219V223L88 224L89 226H85V229H83V227H84V225L86 224V219H87ZM125 217H123V218H125ZM131 215L129 214V215H127V217H126V221H128V226L127 225H125V223H127V222H125V221H121V224H123L124 222V227L122 228V229H124L125 230V227L127 226L128 228H127V231H128V229H132V225H131V223H130V221L132 220L131 219ZM35 218V219H36ZM43 218L44 217H42V223L40 222L39 223V229H41L40 228V224L43 226L42 228H44L45 230H51L53 227L54 228H56V229H59V228H62V227H69V224L67 225V223H66V219L67 218H63V217H50L49 218V220H47V221H43ZM73 218V217H72ZM114 218V217H113ZM133 218V217H132ZM137 218V219H138ZM34 219V218H33ZM39 219V218H38ZM76 220V221H75ZM125 220V219H124ZM134 220V219H133ZM136 220V219H135ZM141 220V219H140ZM251 221V220H250ZM36 222V221H35ZM34 222V223H35ZM70 222V221H69ZM142 222V221H141ZM252 222V221H251ZM61 223H63V226L62 227H60L61 225ZM82 223V224H81ZM140 224V222H139V220L136 222L135 221V224ZM205 223V222H204ZM204 223H201L202 224V227L204 228L205 227V225L203 226V224ZM116 224H114V227H113V229L112 230H115L116 229V227L118 226H115ZM120 224V225H121ZM67 225V226H66ZM130 225L132 226L131 228H129L130 227ZM230 225V224H229ZM232 226V225H231ZM30 227H31V224H30ZM98 227H101V226H98ZM120 227V226H119ZM119 227H118V229H119ZM136 227H137V225H136ZM206 227H208V226H206ZM206 227H205V229H206ZM251 227H253V226H251ZM250 227V228H251ZM115 228V229H114ZM233 228H234V225H233V227H232V230H233ZM249 228V227H248ZM249 228V229H250ZM256 227H255V225H254V227H253V230L255 229ZM39 229H37V230H39ZM83 229V230H82ZM209 229V228H208ZM207 229V230H208ZM69 230V229H68ZM117 230V229H116ZM251 230H252V228H251ZM257 230H259V229H256V231ZM30 231H32V230H30ZM30 231H29V233H30ZM102 231V230H101ZM117 231H122L121 230V227H120V230H117ZM130 231V230H129ZM255 231V232H256ZM65 232V231H64ZM64 232H62V234L64 233ZM108 232V231H107ZM231 232V231H230ZM259 232V231H258ZM256 233L257 235H259L260 236V234L259 233ZM113 233V231H111L110 233H109V235L111 236V234ZM119 233V232H118ZM254 233V232H253ZM37 234V233H36ZM132 234V233H131ZM252 234V233H251ZM113 235H114V233L112 234V237H111V240H112V238H113ZM231 234H229V236H230ZM115 236V235H114ZM131 236V235H130ZM127 237V236H126ZM125 237V238H126ZM129 237V236H128ZM127 237V238H128ZM134 237V235L131 237V239ZM254 238H256V236H253ZM126 238V239H127ZM258 238V237H257ZM228 239V241L226 242V243H229V242H231V241H229V239L231 240V236H230V238L228 237L227 238ZM227 239H225V241L227 240ZM235 239V238H234ZM133 240V239H132ZM37 241L39 242V239H37ZM114 241V240H113ZM113 241H110V242H113ZM129 241H131V240H129ZM44 243V242H43ZM108 243V242H107ZM143 243V242H142ZM141 243V244H142ZM41 244V243H40ZM230 244V243H229ZM109 245H112V243L111 244H109ZM114 245V244H113ZM140 245V244H139ZM232 245H234V244H232ZM103 246V245H102ZM138 246V245H137ZM137 246H135V247H137ZM116 247H118V245L116 246ZM116 247H115V249H116ZM231 247V246H230ZM114 247H112V249H113ZM106 249H108V247L106 248ZM105 249V250H106ZM229 249V248H228ZM225 250V249H224ZM40 251H42V250H40ZM40 251H39V253H40ZM103 251V250H102ZM116 252H117V250H115ZM114 250H113V252H114V254L116 253ZM122 251V250H121ZM120 251V252H121ZM112 251L110 250V257H111V255H112V253H111ZM230 252H231V250H230ZM104 254V253H103ZM117 254V253H116ZM131 254V253H130ZM133 255V254H132ZM41 256V255H40ZM115 256V255H114ZM150 258V257H149ZM176 258V257H175ZM246 258V257H245ZM252 258V257H251ZM98 259V258H97ZM151 259H152V257H151ZM158 261H159V263L158 264H161V259L159 260V258L157 257L156 258ZM178 259V258H177ZM65 260H66V262H65ZM150 260V259H149ZM98 261H99V259H98ZM179 261L181 262V260H180V258H179ZM93 262V263H92ZM197 263H199L198 261H197ZM150 264H157L155 261H154V259H152V260H150ZM177 264V263H176ZM180 264V263H179ZM222 264V263H221Z\"/></svg>","mask_w":264,"mask_h":264}]
</instances>
